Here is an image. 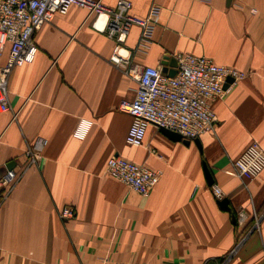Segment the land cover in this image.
<instances>
[{"label": "crops", "instance_id": "crops-1", "mask_svg": "<svg viewBox=\"0 0 264 264\" xmlns=\"http://www.w3.org/2000/svg\"><path fill=\"white\" fill-rule=\"evenodd\" d=\"M127 1L137 17L159 8L149 39L128 32L130 68L171 73L175 55L189 53L246 77L211 103L215 131L199 147L153 126L131 147V116L118 107L137 82L110 62L116 43L83 9L56 15L35 34L34 60L9 76L0 111V182L13 174L0 184V264H264V170L245 180L233 168L249 145L264 152V0ZM113 156L160 171L147 196L105 174ZM64 207L72 219L58 216Z\"/></svg>", "mask_w": 264, "mask_h": 264}, {"label": "built area", "instance_id": "built-area-1", "mask_svg": "<svg viewBox=\"0 0 264 264\" xmlns=\"http://www.w3.org/2000/svg\"><path fill=\"white\" fill-rule=\"evenodd\" d=\"M208 2L210 0H200ZM77 7L87 12L91 27L116 43L110 62L127 78L136 80L137 90L132 100H122L119 111L131 116L125 143L140 147L144 143L148 126L164 128L193 141L215 131L217 119L211 103L226 94L224 84L228 78L235 83L246 77L242 71L220 66L212 60L189 53L175 55L176 70L173 76L163 74L155 67L130 68V55L122 45L129 30L138 27L141 39H149L155 26L159 8L153 6L145 17L130 13L131 3L118 0L113 7L100 0H0V57L6 53L0 66V111H9L7 81L12 71L31 63L37 53L35 34L45 24L52 23L56 15H65ZM35 152L28 151L30 164ZM234 173L242 179L257 178L264 170V152L256 144L249 145L234 161ZM105 174L121 182L140 196H147L160 177V171L129 161L120 156L110 157ZM9 171L1 180L10 182ZM215 199L223 198L218 186H211ZM58 216L67 220L74 217L70 207H64ZM244 222L239 213L238 223Z\"/></svg>", "mask_w": 264, "mask_h": 264}, {"label": "water", "instance_id": "water-1", "mask_svg": "<svg viewBox=\"0 0 264 264\" xmlns=\"http://www.w3.org/2000/svg\"><path fill=\"white\" fill-rule=\"evenodd\" d=\"M227 1L229 2L230 0H227ZM172 63L174 64V67L177 66L176 61H173ZM161 71H162L163 74H166L168 76H173L175 74V71H172L171 73H169V71H167V69L165 67H163V69H161ZM231 82H232V79L228 78L226 80V83L224 84V89H226L228 84L231 83ZM159 129L165 136H167L168 138L172 139L173 141H181V142H183L186 145H188L190 143L189 140L183 139L180 135H178V134H176L174 132H171V131H169L167 129H164V128H159ZM193 141H194V143H196L198 145L197 139L193 140ZM198 147H199V145H198ZM203 170H204V174H205L207 183H208L209 186H211L213 184V181H212L210 172L205 166H203ZM218 204L221 207H227V200L223 199V200L219 201Z\"/></svg>", "mask_w": 264, "mask_h": 264}]
</instances>
